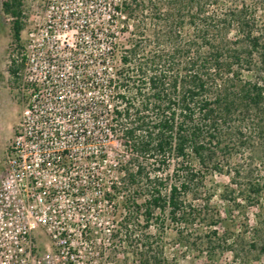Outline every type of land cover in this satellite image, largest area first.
<instances>
[{"label": "trees", "instance_id": "obj_1", "mask_svg": "<svg viewBox=\"0 0 264 264\" xmlns=\"http://www.w3.org/2000/svg\"><path fill=\"white\" fill-rule=\"evenodd\" d=\"M263 5L264 0L119 5L129 18L137 14L138 26L128 31L120 66L112 67L108 78L110 131L139 158L135 170L125 173L129 184L142 185L145 196L141 205L128 200L124 223L131 224L132 205L136 212L143 208L146 228L153 222L161 233L166 221L179 236L197 221L206 231L193 230L198 235L193 245L210 259L233 252L237 236L219 234V214L195 207L188 195L196 197L210 172L231 168L238 177L236 168L232 171L240 165L232 163L235 157L255 173L240 193H247L245 202L255 203L264 192ZM18 6V0L3 3L7 12ZM21 28L13 23L17 42ZM116 49L114 43L113 60ZM231 182L240 189L234 178Z\"/></svg>", "mask_w": 264, "mask_h": 264}, {"label": "rangeland", "instance_id": "obj_2", "mask_svg": "<svg viewBox=\"0 0 264 264\" xmlns=\"http://www.w3.org/2000/svg\"><path fill=\"white\" fill-rule=\"evenodd\" d=\"M7 1L0 0V171L21 112L10 61L28 33L42 21L46 7L51 2L18 0V9L7 12L3 7ZM54 1L61 15H74L70 32L65 37V33H60L58 45L72 34L71 40L76 44L75 50H71L72 56L82 65L86 58L92 59L93 62L85 64L83 70L99 73L98 85L94 90L90 88L94 92L91 100L93 109L85 116L92 141L89 148L77 151L79 155L76 161L79 179L92 176L95 191L91 190L83 196L84 201L78 208V220L58 224L72 231L64 239L70 254L74 256L73 260L65 249L61 253L56 239L42 228L31 233L29 257L15 247L13 235L0 230V264H264V192L255 203L245 202L243 198H247V193H240L245 191L247 180L255 173L251 166H247V162L236 157L232 163L240 165L233 167L232 171L236 168L238 177L231 172V168L210 172L203 185L198 187L196 197L191 193L188 195L190 201L194 199L195 207L219 214L216 226L219 234L226 232L231 239L237 236L233 252H223L211 259L205 253L200 254L193 245L198 243L197 232L193 230L204 233L206 229L205 225L201 227L197 221L187 226L182 236L172 226H167L166 221L161 233L153 222L146 228L142 218L143 208L136 212L132 205L130 207H133L134 213L128 220L131 224L124 223L128 200L134 205H141L145 199L142 185L129 184L125 173V170L134 171L140 160L137 158V161L122 147L124 142L120 140L119 133L105 135V126L110 128L111 117L110 113L106 116L100 114L105 113L104 101H108L107 105H113L111 93L104 83L109 75L108 68L120 66L118 58L121 49L128 47V31L138 26V16L134 14L129 18L121 12L119 5L122 0ZM114 7L119 10H114ZM261 8L259 11L264 14V5ZM15 21L22 26L18 42L13 38ZM81 26L83 34H73ZM114 43L117 49L113 60L108 50ZM66 53L68 51L61 46L60 54ZM100 59L101 66L97 64ZM88 153L91 155L84 156ZM232 178L240 184V189L232 184ZM200 238L204 240L206 237Z\"/></svg>", "mask_w": 264, "mask_h": 264}, {"label": "built area", "instance_id": "obj_3", "mask_svg": "<svg viewBox=\"0 0 264 264\" xmlns=\"http://www.w3.org/2000/svg\"><path fill=\"white\" fill-rule=\"evenodd\" d=\"M73 17L61 15L51 0L42 21L10 61L21 112L0 171V230L13 235L15 247L28 257L31 233L38 228L56 239L61 253L65 249L70 254L64 237L72 231L58 224L78 220L83 196L95 191L92 176L79 179L76 161L77 151L89 148L92 141L85 116L93 109L90 88L94 90L100 78L95 71L83 70L92 59L86 58L82 65L72 56L76 47L72 34L58 45L60 33L65 37L70 32ZM80 28L73 34L82 35ZM61 46L66 55L60 54ZM111 71L110 66L108 77ZM108 77L104 80L107 91ZM104 102L102 116L111 110ZM110 132L105 126V135Z\"/></svg>", "mask_w": 264, "mask_h": 264}]
</instances>
